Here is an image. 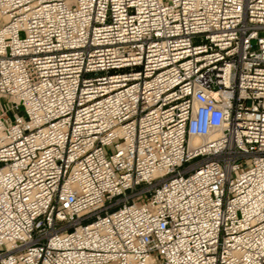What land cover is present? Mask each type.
Masks as SVG:
<instances>
[{
	"label": "built area",
	"instance_id": "built-area-1",
	"mask_svg": "<svg viewBox=\"0 0 264 264\" xmlns=\"http://www.w3.org/2000/svg\"><path fill=\"white\" fill-rule=\"evenodd\" d=\"M0 264H264V0H0Z\"/></svg>",
	"mask_w": 264,
	"mask_h": 264
}]
</instances>
